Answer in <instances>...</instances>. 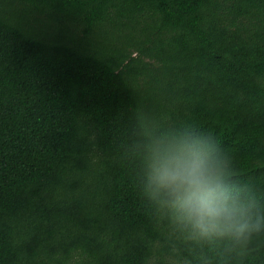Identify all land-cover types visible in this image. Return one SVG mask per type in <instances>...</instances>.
Listing matches in <instances>:
<instances>
[{"label": "trees", "instance_id": "obj_1", "mask_svg": "<svg viewBox=\"0 0 264 264\" xmlns=\"http://www.w3.org/2000/svg\"><path fill=\"white\" fill-rule=\"evenodd\" d=\"M185 131L264 219V0H0V264H264L148 197Z\"/></svg>", "mask_w": 264, "mask_h": 264}, {"label": "clouds", "instance_id": "obj_2", "mask_svg": "<svg viewBox=\"0 0 264 264\" xmlns=\"http://www.w3.org/2000/svg\"><path fill=\"white\" fill-rule=\"evenodd\" d=\"M218 143L211 132L204 136L195 131L157 140L148 149L145 191L195 237L246 244L254 232L264 230V219L253 221L252 206L241 203L226 182L231 161L217 155Z\"/></svg>", "mask_w": 264, "mask_h": 264}]
</instances>
